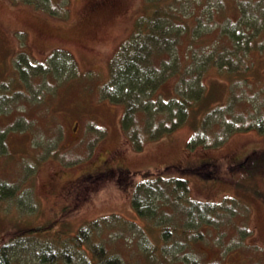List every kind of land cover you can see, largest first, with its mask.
<instances>
[{"label": "rangeland", "instance_id": "obj_1", "mask_svg": "<svg viewBox=\"0 0 264 264\" xmlns=\"http://www.w3.org/2000/svg\"><path fill=\"white\" fill-rule=\"evenodd\" d=\"M93 1L0 0V98L10 100L6 108L0 103V144L7 148L0 154V183L16 187L13 197L0 199V242L19 239L13 246L15 264H72L43 262L32 249L57 240L68 244L66 240L91 220L96 229L89 231L87 252L93 254L96 245H103L123 264H264V0H174L185 16L178 54L185 66L192 67L186 83L198 82L207 98L197 103L195 93L184 92L197 109L191 122L146 139L141 148L123 131L124 104L107 99L101 86L109 79L114 54L135 31L137 19L147 13V3L113 0L90 11ZM240 7L247 17L257 15L260 31L243 29L255 21L245 18ZM231 22L239 23L237 29L243 27L241 44L230 38ZM53 50L59 53L57 59L73 54L76 74L67 78L30 74L24 65L27 80L22 78L17 55L40 63L51 60ZM210 51L216 53L212 60ZM220 62L223 70L216 66ZM180 78L176 74L164 82L159 91L163 98H170L173 90L177 95L174 88ZM143 118L139 117L142 123ZM237 121L240 128L232 129L229 125ZM246 124L249 128H244ZM200 125L206 128L201 131ZM199 132L205 144L200 139L190 147ZM252 148L262 153L255 163L246 171L229 169ZM115 152L114 159L120 158L129 173L115 167L110 175L105 163L103 171L108 174L94 187L92 183L81 206L49 191L53 182L48 181L56 172L75 177L88 159L99 155L110 159ZM198 157L214 161L226 177L219 182L224 178L188 176L192 200H218L222 204L217 208L228 204L221 209L224 217L210 220L218 225L215 229L197 232L189 217H177L184 208L175 194L154 197L156 218L137 213L134 185L140 186L148 175L163 184L162 178L181 175L175 164H190ZM116 174L128 175L131 189L121 186ZM139 189L144 193L142 186ZM174 212L177 216L171 215ZM201 214L203 219L209 216L207 211ZM98 218L103 224L95 222ZM166 222L181 228L166 236ZM37 226L43 231L32 232ZM19 229L24 230L21 236L14 233Z\"/></svg>", "mask_w": 264, "mask_h": 264}, {"label": "trees", "instance_id": "obj_2", "mask_svg": "<svg viewBox=\"0 0 264 264\" xmlns=\"http://www.w3.org/2000/svg\"><path fill=\"white\" fill-rule=\"evenodd\" d=\"M32 1L38 2L40 0ZM108 1L111 3L113 0H94L88 6V10L95 11L92 10L91 7L97 8V6L99 7L104 4L108 5ZM146 3L147 13L141 15L137 19L135 31L129 38L122 42L119 49L114 54L109 65V79L101 86L102 94L106 98L114 103L124 104L125 108L121 119V125L123 131L130 137L136 148H141L146 139L160 137L163 133L177 129L180 126L191 122L189 120L194 111L197 109L192 107V99L185 98L182 95L184 92L190 94L195 93L192 98H196L197 101L195 102L197 103H200V101L207 98L206 93L200 88L198 82L196 83L195 81V85L186 83L187 80L185 79V75L192 70V67L189 69V66H185L182 61V55L178 54L179 44L181 43V35L184 31L182 27V20L185 18L184 14L181 13L177 5L173 4L174 0H172V2L171 0H146ZM255 4L257 3L255 2ZM104 7L99 9H103ZM240 10L245 18L249 19L251 22H255L253 24H246L244 28L240 25H238V27L247 31L251 30V27L255 31H260L262 29L261 24L258 22L259 19L257 15L247 17V15L244 14L246 12L242 7H240ZM238 22H231L230 27H228V32L230 31V34H232L230 38L233 39L235 44H241L240 40L243 37L241 31L242 29L239 28V30L235 26V24H239ZM243 23L245 22H242L241 24ZM257 25L259 27H257ZM241 47L239 46V48ZM212 52L214 51L207 52L208 55L213 56V58L210 57L209 60L215 58L216 53ZM51 54V56H53L51 60L47 59L46 61H42L40 63H37L24 55H17L15 63L17 62L24 69V71L20 72L22 78L24 77V80H27V75L25 74L26 67L24 65L27 66L30 74L33 72L34 74L45 76L49 73L54 77L62 75L64 78L71 77L76 74V60L72 53H68L66 57L64 55L60 59H57V54L59 53L56 50H53ZM179 55H181V60ZM223 65V62H220L216 66L219 70H223V67H221ZM197 68L198 67H196V69ZM176 74H181L180 80L176 83L177 85L179 82L178 88L180 91L176 87L175 89L177 95L169 99H164L161 92H159L160 88L170 76H174ZM198 79H200V76H197V80ZM181 85H184V87L181 88ZM196 85H198L197 88ZM192 87L196 90L195 92L192 90ZM158 95H161L162 99H160L161 97ZM4 100L5 99L1 97L0 103L1 106H5L4 108H6V105L10 103V100ZM141 115L144 116L142 120L143 123L141 122V119H139ZM238 122L239 121H237V123ZM192 123L194 126L196 125L194 122ZM253 124L254 123L251 125ZM229 126L232 127V129L240 128L239 123L235 125L231 124ZM200 127L201 131L206 128L201 125ZM244 128H249L248 124L244 125ZM201 133L199 132L200 135L197 136L198 138L196 140L193 139L192 142H189L190 147H193L200 141V139L203 140V143L205 144L206 139L202 137ZM220 137H224V135ZM220 140L221 139H217L218 142ZM5 152H7V148L6 145L2 143L0 144V153ZM260 156H262L261 150L252 148L243 157L230 164L229 169H244L246 171L249 165L255 163V158L258 159ZM262 160L264 161V159ZM105 163H108L107 165L110 167L109 174L114 175L113 164L110 160L103 161V164ZM100 164L101 162H96V166L99 167L96 174L90 175L92 171H89L81 177V181L77 184L74 183L72 186H68L66 188L67 193H65L64 196L72 198L70 199L72 204H78L81 206L86 198L80 193V191L89 193L92 189V183L94 187L96 183L102 181L104 179L103 177L108 174L107 171H103V164L102 166ZM186 165H180V168L177 167V169H179V174H181L180 176L173 175L170 178H162L165 180L163 184L162 180L159 181L156 178L148 179L149 175L147 177L144 175L146 179L143 177V180L139 183L140 186L134 185L132 187L134 190L132 194L133 205L141 217L156 218L158 208L154 205V197L159 198L158 196L166 194L168 195V198H170L173 194H175L177 198L176 201L184 209L180 207L178 216L177 212H174L171 215L173 216L175 214L180 219L181 216H185L187 219L189 217L188 220H190V222L195 226L194 227L192 225V227L197 228V232L204 233L205 229H215L218 226L210 220L213 217H217L216 219H219V216L224 217V213L221 211L223 207H214L215 205L220 204L219 202L192 200L188 194L190 190V186L188 185V176L197 174L204 179H213L216 177L218 178L219 176L224 178L219 182L225 180L226 177L223 171L220 172L218 170V165L215 164L214 161H208L204 157H198L196 158L195 163L188 166ZM86 167L84 169H86ZM121 170H123L124 173H126V171L129 173L130 171L128 168L126 169L125 166ZM123 174L118 175L116 179L117 182L121 184V186L131 189V181H127L128 175L124 178L122 176ZM122 180H126L127 182L123 183ZM226 181H231V179H226ZM141 186L144 188V193L139 191V187ZM71 191L73 192L71 193ZM15 194V186L8 183H0V199L11 198ZM182 201L185 205H183ZM186 204L187 206L189 204V207H186ZM208 210H210L209 216L206 219H203L201 212ZM164 211L166 212V209H164ZM187 219L184 221L187 222ZM96 221L100 222L101 220L98 218L95 222ZM197 221L199 223H197ZM90 222L91 220L87 221V223L84 224L80 228L79 232L72 236L71 239L66 238V242L68 244L62 243L59 240L54 243H39L37 246L34 245L32 254L43 262L48 263L63 260L72 264H96L94 263L96 258L97 264H123L121 263V259L119 257L108 255L106 248L103 245H96V247L93 248V254L87 252L85 249V243L88 241L89 231L94 228L96 229L94 223ZM101 224H103L102 221ZM165 224L164 233L166 236L172 234V230L173 233H175L177 229L181 228L174 226V231L168 222ZM51 225H53V223H51ZM202 225H204V227H202ZM42 229L43 228L38 226L31 229V231H43ZM183 230H190V228L184 227ZM14 233L17 235L20 234L21 236L24 233V230H15ZM32 234L35 236L38 235L36 233ZM18 241L19 239L13 241L12 238L10 240L6 239L2 243L0 242V264H15L13 258V246L15 247V244ZM81 251L82 253H80ZM94 254H96L97 257H95ZM247 258H250V256L247 255ZM201 260L202 259L199 261L201 262Z\"/></svg>", "mask_w": 264, "mask_h": 264}, {"label": "flooded vegetation", "instance_id": "obj_3", "mask_svg": "<svg viewBox=\"0 0 264 264\" xmlns=\"http://www.w3.org/2000/svg\"><path fill=\"white\" fill-rule=\"evenodd\" d=\"M115 160V159H114ZM101 162V166H102V164H103V161L100 159V157H98L95 161H93V162H91V163H89V165L86 167V169H84V170H82V172H80L77 176H75V177H70V178H66V177H64V176H60V173L59 172H56L55 174H54V176H53V179L49 182L48 181V183H52L53 182V184H51V186H50V188H49V191H52V192H54L55 193V195H63V198L65 199V200H68V201H70V199H72V198H68L67 196H64L65 195V193H67V190H66V188L68 187V186H72L74 183H78L79 181H81V177L85 174V173H87V172H89V171H92V172H94V171H97V170H99V167H97L96 166V162ZM105 161V160H104ZM115 163H116V165L117 166H119V164H120V161H119V159H117V160H115ZM54 181H56L55 183H54ZM73 191H71V193H72ZM80 193L81 194H83L84 195V197L86 198V196H85V193L86 192H82V191H80ZM66 197V198H65ZM87 198H88V196H87Z\"/></svg>", "mask_w": 264, "mask_h": 264}]
</instances>
